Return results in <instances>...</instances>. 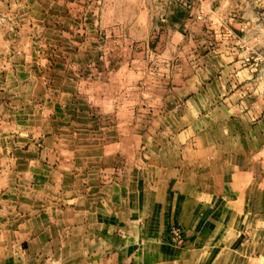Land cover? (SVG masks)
Returning a JSON list of instances; mask_svg holds the SVG:
<instances>
[{
  "label": "rangeland",
  "instance_id": "374dc122",
  "mask_svg": "<svg viewBox=\"0 0 264 264\" xmlns=\"http://www.w3.org/2000/svg\"><path fill=\"white\" fill-rule=\"evenodd\" d=\"M201 57L215 61L213 85L173 103ZM208 125L243 142L253 178L240 183L254 190L264 251V0H0V236L11 212L50 197L46 185L54 198L78 186L67 172L83 166L89 140L114 183L151 141ZM42 159L49 174L33 172Z\"/></svg>",
  "mask_w": 264,
  "mask_h": 264
},
{
  "label": "crops",
  "instance_id": "0c3cea01",
  "mask_svg": "<svg viewBox=\"0 0 264 264\" xmlns=\"http://www.w3.org/2000/svg\"><path fill=\"white\" fill-rule=\"evenodd\" d=\"M176 46L168 44L169 49ZM197 61L195 75L181 77L167 95L173 103L199 98L202 85H213L215 61ZM203 128L193 139L187 133L192 124L166 145L151 141L114 183L110 166H98L93 146L99 145L89 140V149L77 160L83 166L67 172L78 186L66 193L59 188L54 198L41 174L44 195L50 197L38 203L30 199L23 216L11 212L0 236V264H264L257 262L264 251L259 252L256 239L253 177L242 164L248 158L245 147L234 137H213L212 125ZM33 157L24 156L23 162L31 164ZM41 161L33 172L49 174L52 168ZM245 178L248 183L241 184ZM175 226L184 232L182 246L170 242Z\"/></svg>",
  "mask_w": 264,
  "mask_h": 264
},
{
  "label": "built area",
  "instance_id": "2783aa9c",
  "mask_svg": "<svg viewBox=\"0 0 264 264\" xmlns=\"http://www.w3.org/2000/svg\"><path fill=\"white\" fill-rule=\"evenodd\" d=\"M170 242L175 246H182L184 243V232L180 227H172L169 231Z\"/></svg>",
  "mask_w": 264,
  "mask_h": 264
},
{
  "label": "trees",
  "instance_id": "16d2710c",
  "mask_svg": "<svg viewBox=\"0 0 264 264\" xmlns=\"http://www.w3.org/2000/svg\"><path fill=\"white\" fill-rule=\"evenodd\" d=\"M177 15L176 16H181V17H183V16H185V14L184 13H182V12H178L177 11V13H176ZM175 18V17H174Z\"/></svg>",
  "mask_w": 264,
  "mask_h": 264
}]
</instances>
